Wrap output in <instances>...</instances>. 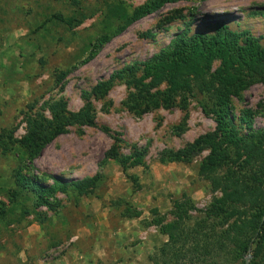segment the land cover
<instances>
[{
	"label": "rangeland",
	"instance_id": "1",
	"mask_svg": "<svg viewBox=\"0 0 264 264\" xmlns=\"http://www.w3.org/2000/svg\"><path fill=\"white\" fill-rule=\"evenodd\" d=\"M147 1L0 0V137L8 141L7 148L0 144V264H154L169 241L164 227L176 219V202L195 206L188 222L193 225L223 195L200 174L210 148L189 162L163 160L164 151L183 149L216 129L214 117L195 100L186 110L159 106L138 114L124 104L131 89L123 80L116 79L100 98L93 89L166 49L184 32H213L224 23L264 46V0H180L117 32L124 15ZM56 15L82 22L70 26ZM103 35L110 39L90 58ZM220 64L214 61L215 67ZM60 101L69 112L91 103L94 123L67 125L29 160L8 134L24 137L28 118H52L50 106ZM246 109L254 113L253 130H264V81L232 98L239 126ZM241 131L249 133L246 127ZM113 147L118 157L107 155ZM144 150L142 163L121 162ZM24 165L25 174L47 187L58 186L56 180L99 179L89 193L71 184L57 187L47 196L49 204L40 205L17 184L16 171ZM217 220L209 222L221 232L227 225ZM214 255L216 264H249L253 257L251 247L243 258L225 251Z\"/></svg>",
	"mask_w": 264,
	"mask_h": 264
},
{
	"label": "trees",
	"instance_id": "2",
	"mask_svg": "<svg viewBox=\"0 0 264 264\" xmlns=\"http://www.w3.org/2000/svg\"><path fill=\"white\" fill-rule=\"evenodd\" d=\"M177 1L180 0H148L131 14L124 15L117 32L165 4ZM56 16L70 26L82 22L74 17ZM186 33L179 34L169 47L144 62L118 70L109 80L100 82L93 93L98 98L105 96L114 81L120 79L131 89L124 104L138 114L159 106L178 105L186 110L193 99L216 121L213 132L200 136L183 149L163 152V160L189 162L210 148L200 174L223 195L202 210L205 218L193 225L188 222L195 206L189 200L177 201L172 210L176 219L164 227L169 241L155 254L154 264H216L215 253L220 255L225 251L234 258H243L250 247L253 257L249 264H264V130H253L252 111H243L241 126L232 113V98L240 97L241 91L255 82L264 81V46L249 32H237L224 23L213 32ZM109 39L110 35L101 36L90 58ZM216 59L221 60L217 67L214 66ZM50 109L52 118L43 114L28 118L24 137L17 139L8 134L10 141L19 143L27 151L29 160L38 156L44 145L64 132L67 125L94 123L91 103L78 112L67 111L63 101L55 102ZM244 127L249 129L247 135L242 134ZM0 144L6 147L8 141L0 137ZM145 152L136 151L122 157L121 162L140 164ZM107 155L118 157V152L113 147ZM25 167L20 166L16 171L17 184L36 195L40 205L49 204L47 196H52L57 187L64 189L71 184L79 193H89L99 179L95 176L70 183L56 180L58 186L47 187L37 176L25 174ZM223 168L226 170L221 173ZM211 218L219 219L227 227L216 232V223L209 222Z\"/></svg>",
	"mask_w": 264,
	"mask_h": 264
},
{
	"label": "water",
	"instance_id": "3",
	"mask_svg": "<svg viewBox=\"0 0 264 264\" xmlns=\"http://www.w3.org/2000/svg\"><path fill=\"white\" fill-rule=\"evenodd\" d=\"M246 264H248V263H246Z\"/></svg>",
	"mask_w": 264,
	"mask_h": 264
}]
</instances>
